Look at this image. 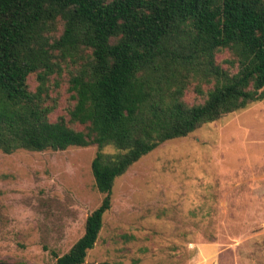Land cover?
<instances>
[{
  "label": "trees",
  "instance_id": "trees-1",
  "mask_svg": "<svg viewBox=\"0 0 264 264\" xmlns=\"http://www.w3.org/2000/svg\"><path fill=\"white\" fill-rule=\"evenodd\" d=\"M63 73L74 102L52 119ZM263 99L264 0H0V150L97 146L104 198L54 264L85 263L140 158Z\"/></svg>",
  "mask_w": 264,
  "mask_h": 264
},
{
  "label": "rangeland",
  "instance_id": "rangeland-1",
  "mask_svg": "<svg viewBox=\"0 0 264 264\" xmlns=\"http://www.w3.org/2000/svg\"><path fill=\"white\" fill-rule=\"evenodd\" d=\"M67 76L52 81V119L69 118ZM29 81L34 88L36 74ZM96 152L0 150V262L54 264L52 252L66 253L84 234L104 198L92 173ZM88 259L264 264V99L165 141L118 177Z\"/></svg>",
  "mask_w": 264,
  "mask_h": 264
},
{
  "label": "crops",
  "instance_id": "crops-1",
  "mask_svg": "<svg viewBox=\"0 0 264 264\" xmlns=\"http://www.w3.org/2000/svg\"><path fill=\"white\" fill-rule=\"evenodd\" d=\"M62 255V254H61ZM84 264H89V259H88V255H87V257H86V261H85V263Z\"/></svg>",
  "mask_w": 264,
  "mask_h": 264
}]
</instances>
